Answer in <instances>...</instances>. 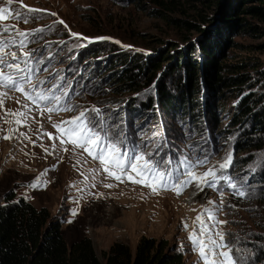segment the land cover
Segmentation results:
<instances>
[{
    "label": "rangeland",
    "instance_id": "1",
    "mask_svg": "<svg viewBox=\"0 0 264 264\" xmlns=\"http://www.w3.org/2000/svg\"><path fill=\"white\" fill-rule=\"evenodd\" d=\"M224 1L220 0L219 5H222L213 11L216 17ZM20 4L46 10L29 13L30 17L36 18L30 19L27 24L22 20L6 21L17 25L20 30L53 25L58 20H63L68 26L66 29L55 23L53 30L46 28L41 38L30 45V48L41 50L37 56L44 60L43 64H35L34 67L49 70L39 72L40 79L49 77L40 88H48L55 81L60 91L70 92L68 101L79 106L72 111L51 113L52 121L59 123L71 119L79 111L96 106L104 110L105 117H112L107 126L109 135H114L115 125L121 126L120 130L125 133L122 138L123 151H136L139 148L141 151L156 152L157 143L167 141L154 160H171L167 169L173 174V182L176 177L183 179L180 173L185 167L182 163L185 158L195 161L207 155L210 164L215 165L231 150L233 167L224 174L233 177V182L238 184H243L247 177L245 187L252 196L239 198L233 195L234 190L224 180L219 182V190L204 187L200 191L192 185L180 195L176 194L175 188L160 189L158 194H154L149 187L126 179L121 183L100 171L99 162L92 160L86 153L82 155L79 149L72 151V145L66 144L69 150L63 151L58 139H50L45 135H57V130L48 119L49 114L45 112L41 115L33 111L31 117L34 119L30 117L28 126L19 127V132L26 133L30 139L19 136V133L12 139H3L5 132L15 125L5 124L0 119V129L3 130L0 131V201L6 191L12 189L17 197H26L37 208L47 207L53 218L62 221V234L67 245L89 237L102 263L104 251L109 250L113 243L119 241L127 244L134 252L139 239L146 236L167 239L170 247H176L183 254L185 264H203L198 259V253L192 250L189 233L203 207H215L223 200L224 206L217 219L228 221L220 226L223 231L232 234L226 236V240L245 250L248 264H264V179L260 176L264 171V146L258 148L246 145L244 126L235 121L240 100L236 90L226 87L216 97L210 88L203 87L202 98L209 99L216 114L212 119L207 116L202 124L196 121L190 123L189 120L179 123L165 116L156 96L161 75H156L150 85L140 90L118 88L123 83L118 76L122 72L119 70L124 66L122 60L125 57L163 59L175 44L176 50L186 51L184 47L188 43L183 36L186 30L171 19L191 18V10H163L153 0H13L12 6L0 0V7L11 8ZM159 11L165 13L160 15ZM53 12L57 15L52 16L50 13ZM253 23L264 26V23L254 19ZM211 26L207 25L206 28ZM69 29L83 37L111 39H93L89 42L71 37ZM203 33L190 32V35L197 38ZM263 33L264 30L255 37L251 34L235 37L234 40L240 46L227 49V61L236 63L250 60L264 68V47H258L264 43ZM49 51L53 54L51 58L48 56ZM92 71L94 75L88 76ZM60 76L65 80H58ZM153 84L155 90L146 92ZM51 91L60 94L56 88ZM10 96L4 109H19L26 101L19 92H13ZM151 98H154V107L145 109L144 117L134 116L144 109L142 104H148ZM129 108H135L127 113L133 115L136 121L128 126L125 124L124 111ZM4 115V110L0 109V117ZM7 119L12 117L8 116ZM249 132L248 136L254 138L255 134ZM128 138L130 141L127 142ZM54 143L55 149L52 147ZM208 166H201L196 171L203 172ZM251 169H255V172ZM252 175L260 176V179H251ZM44 181H47L46 185ZM109 183L113 187H104ZM32 184L36 186L31 187ZM210 200L215 204L209 205ZM74 209L77 210L75 215ZM185 222L188 224L187 229L183 226Z\"/></svg>",
    "mask_w": 264,
    "mask_h": 264
},
{
    "label": "trees",
    "instance_id": "2",
    "mask_svg": "<svg viewBox=\"0 0 264 264\" xmlns=\"http://www.w3.org/2000/svg\"><path fill=\"white\" fill-rule=\"evenodd\" d=\"M153 1L167 11L191 10V18H170L186 30L183 35L188 43L186 51L176 50L175 44L163 59L125 57L118 76L123 83L118 88L140 90L161 75L156 96L165 116L179 123L189 120L202 124L207 116L212 119L216 114L209 99L202 98L203 87L210 88L216 97L224 88H234L240 97L235 121L244 126L246 145L264 146V68L250 60L235 63L225 58L227 49L240 46L235 37L242 34L255 37L264 30V26L253 23V19L264 23V0H225L217 17L213 11L222 5L220 0ZM207 25L211 27L206 28ZM190 32L204 33L195 38ZM258 47H264V43ZM92 72L88 76H93ZM154 103V98L148 104L143 103L144 109L134 116L144 117L145 109L153 108ZM134 109L124 111L128 126L136 121L129 114ZM249 131L255 134L254 138L248 136ZM260 176L264 179V171ZM260 176L251 179L258 180ZM61 226L62 221L53 218L47 207L37 208L26 197H17L12 189L6 191L0 201V264H185L183 254L170 247L167 239L146 236L139 239L134 252L127 244L113 243L104 251L102 263L89 237L68 246Z\"/></svg>",
    "mask_w": 264,
    "mask_h": 264
},
{
    "label": "snow or ice",
    "instance_id": "3",
    "mask_svg": "<svg viewBox=\"0 0 264 264\" xmlns=\"http://www.w3.org/2000/svg\"><path fill=\"white\" fill-rule=\"evenodd\" d=\"M9 6L13 5V0H5ZM46 11L44 9L28 7L20 4L17 7H0V109L4 110L5 124H12L15 127L9 128L3 135V139H12L16 133L25 139H30L26 133L19 132L20 126L27 127L29 119L33 111H38L41 115L48 113V119L52 122V127L57 130V135L52 136L51 133H45L50 139H58L60 147L67 152L69 149L66 144L72 145V151L81 150V154H87L94 161H98L100 171L108 177H112L121 183L125 179L135 184L149 187L154 194H158L160 189L175 188L176 194H182L183 190L194 185L200 191L204 187L218 189L221 180L227 182L228 187L233 189V195L239 198H251L252 193L247 190V177L244 178L243 184L233 182V177L225 175L228 169L233 167V153L229 150L222 160L215 165L210 164L209 157L205 155L203 158H197L195 161H182L185 164L183 171L179 177L173 182V174L167 169V165L171 164L169 159L154 160L163 144L167 141L157 143L156 152L141 151H123L124 132L120 130V125L114 126V135H109L107 126L112 119L111 116L105 117L104 110L93 106L90 109L79 111L78 115L68 120H61L59 123L52 121L51 113L60 111H72L79 107L68 101L69 91H60V86L54 81L48 88H40L45 84L49 77L45 79L39 78L40 71H49L48 69H40L34 67L35 64H43L44 60L37 56L40 49L30 48V45L41 38V34L45 29L53 30L55 23L63 25L66 29L67 24L63 20L53 22V25L39 27L33 30H20L17 25L6 23L10 19L23 21L27 24L30 19L28 14H36ZM56 16V13H50ZM73 38L83 39L91 42V40H108L111 37H83L82 34L71 32ZM51 43V42H49ZM63 44L65 41H59ZM116 43H120L116 41ZM84 46V45H79ZM130 47V46H125ZM49 58L53 54L49 51ZM52 73L50 72V76ZM58 80H65L64 77H57ZM56 88L60 92L56 95L51 91ZM155 90L153 84L146 92ZM19 92L26 98L21 108L16 110L4 109V105L10 94ZM20 103L19 100L16 101ZM30 102V103H29ZM43 105V107H41ZM11 116L12 119H7ZM34 119V117H31ZM0 131H3L0 129ZM155 135V134H154ZM33 143H35L33 141ZM147 142L145 144V148ZM53 149L56 144L52 145ZM47 152V149H45ZM87 162V161H85ZM79 163V161L77 162ZM209 165L203 172H197L196 169L201 166ZM90 171H96L90 169ZM255 172V169H251ZM39 183V180H37ZM45 185L47 181L43 182ZM35 187L36 184L30 185ZM95 186V185H93ZM104 187L111 188L113 184H105ZM102 195V194H101ZM221 196L223 192L221 191ZM209 205L215 204L209 201ZM224 204L220 201L215 207H203L202 211L195 217L193 230L189 233V240L192 243V250L198 253V259L203 264H248V255L245 250L237 247L232 241L226 240V236L232 235L226 233L220 226L225 225L228 221L217 219L218 213L222 210ZM233 207H235L233 205ZM77 210H73V215ZM208 221L214 223L209 224ZM71 222V221H69ZM184 228H188V224L184 223ZM239 237H237V241Z\"/></svg>",
    "mask_w": 264,
    "mask_h": 264
}]
</instances>
